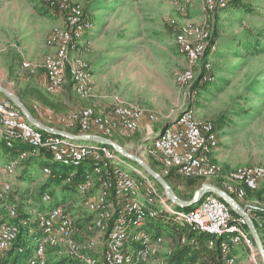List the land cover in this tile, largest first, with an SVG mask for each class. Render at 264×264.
I'll use <instances>...</instances> for the list:
<instances>
[{
    "label": "built area",
    "instance_id": "obj_1",
    "mask_svg": "<svg viewBox=\"0 0 264 264\" xmlns=\"http://www.w3.org/2000/svg\"><path fill=\"white\" fill-rule=\"evenodd\" d=\"M173 1L182 13H188L195 4L194 0ZM233 1L202 0V20L187 21L177 27L175 42L186 59V65L175 75L182 87H191L197 80L207 83L215 79L213 64L208 58L209 53L218 49L212 42L211 22L215 12L227 9ZM40 3L59 12L62 20L47 39L54 51L45 55L41 65L47 77V91L59 94L70 82L79 97H91L94 88L91 65L81 51L88 47L84 38L93 28L92 20L77 0H40ZM23 66L36 71L29 62ZM35 108L48 121L57 117L65 128L78 127L80 132L108 137L121 129L133 134L145 118L150 123L162 119L155 111L120 99L112 104L110 111L103 112L92 106L65 113H57L50 106L36 105ZM177 116L175 124L141 143L138 152L154 161L165 177L174 172L187 178L218 180L246 208L261 235L264 197L251 200L250 193L264 189V164L226 168L215 158L220 141L214 123L200 119L192 106ZM0 129L1 140L7 147L13 148L16 142L28 145L0 167L4 175L15 176L25 161L49 153L52 163L74 168L63 180L72 183L77 168L87 161L91 163V168L75 182V189L92 216L90 219L73 213L72 206L79 204L74 199L66 203L71 208L69 211L65 203L53 202L52 195L46 191L41 200L44 207H31L28 217L21 220L25 225L36 222L39 232L31 264H48L49 249H55L58 255L77 257L81 264H165L173 248L163 250L165 236L148 227L149 222L163 215L209 234L210 246L220 239L225 264H239V257L244 256L246 264H262L246 220L214 194L202 198L192 209H179L145 171L111 147L44 134L5 97L0 99ZM43 171L47 177L53 174L50 166H45ZM12 193V181L0 177V202L5 206L0 211V256L14 245L20 233V225L15 222L18 207L10 202ZM49 203L54 204L46 206ZM34 231L30 229L31 233ZM182 242H186L185 236Z\"/></svg>",
    "mask_w": 264,
    "mask_h": 264
},
{
    "label": "rangeland",
    "instance_id": "obj_2",
    "mask_svg": "<svg viewBox=\"0 0 264 264\" xmlns=\"http://www.w3.org/2000/svg\"><path fill=\"white\" fill-rule=\"evenodd\" d=\"M77 1L86 9L88 7L87 16L96 10L105 11L112 53H107L108 58L104 60L115 64L119 61L117 57H126L122 66L114 70V75L119 78L114 77L112 84L128 103L157 112L162 117L161 121H169L190 106L202 120L214 123L223 115L224 124L216 129L222 153L221 164L226 168L264 164V0H241L251 7L249 12L236 13L231 9L215 12L211 22L212 42L218 45V49L209 53L208 58L212 61L215 74H218L205 87H194L195 84L182 87L175 79L176 72L186 65V59L179 53L175 42L177 27L191 18L202 20L200 15L197 19L196 12L199 7L201 12L202 0H194L195 10L188 13L180 12L173 0ZM26 4L35 13L30 15L28 10L25 11ZM41 6L40 0H0V84L18 94L20 91L13 85L16 82L6 79L5 65L10 58L13 62L19 53L15 49H20L21 33L27 30L23 29L24 25L35 16L51 18L50 9L42 6L45 8L43 10ZM11 54L12 57L7 58ZM24 62L27 61L20 60L22 67ZM219 72L222 78H219ZM3 98L0 94V99ZM40 119L50 124L46 118ZM54 126L65 128L63 125ZM127 136L131 137L132 134ZM124 146L138 152L139 145L135 149ZM0 149L4 152L3 147ZM38 158L30 160L25 168L17 171L22 175L12 176L9 180L16 184L21 177H27L30 182L33 179H48L43 168L50 166L53 169L52 161L47 156L49 164L46 165ZM144 158L149 161L148 157ZM205 181L220 184L218 180L187 178L174 172L170 184L181 197L190 199ZM65 185L63 181L54 187L56 196L48 191L53 202L66 204L74 199L79 203L77 213L90 219L92 216L85 209L84 199L76 189ZM218 186L222 187L221 184ZM64 192L67 196H64ZM17 193L11 194L10 202L17 204L19 216L24 210L21 196ZM4 208L2 206L1 209ZM169 231L168 225L163 226V232ZM261 235L264 240V230ZM173 247L172 239L166 236L163 250L167 252Z\"/></svg>",
    "mask_w": 264,
    "mask_h": 264
},
{
    "label": "crops",
    "instance_id": "obj_3",
    "mask_svg": "<svg viewBox=\"0 0 264 264\" xmlns=\"http://www.w3.org/2000/svg\"><path fill=\"white\" fill-rule=\"evenodd\" d=\"M27 10L30 15L35 13L33 9H29V4H26L25 11ZM43 10H45V8H43ZM192 10L194 11L195 9ZM49 12L50 15H52L50 19H47V17L45 16H35L33 20H29V23L24 25L23 29L27 28V30L22 31L21 33L22 36L20 38V49H15L16 52L19 53L14 58L13 62H11L10 58L12 57V54L10 56H7V58H10L9 63L5 65V74L7 81L10 80L13 81V83L16 82V85L12 83L14 87L16 86L15 89H17V91H20L21 94H23L27 99H29L30 104L33 105V107H35L36 105L50 106L41 101V98H39L43 93L45 96L51 99V102L54 105V109L57 111V113H65L69 110L81 109L87 106H92L97 111L101 112L110 111L112 104L116 102L117 99L127 102V100L124 99L123 96L117 93L115 86L112 84L113 82H115L114 77H116L117 79L119 78L118 75H114V70L119 69V67L122 66L123 59H125L126 57H117L119 61L115 62L116 65L111 64V62L110 64L106 63L104 60L105 58H108L107 53H112V51L110 50L108 38L109 23L107 19H105V11L103 10L93 11L92 14L88 16L93 22V28L85 35L84 38L85 46L88 42L87 49L83 48L81 51L82 55L89 61L91 65L94 85L92 96L86 99L79 97L75 93L72 83L70 82L66 84L64 90L59 94H51L47 91V77L45 70L41 67V65L45 55L54 51V48L50 47L47 44V39L49 38L52 32L51 28L58 24H61L62 22L61 14L59 12L53 9H50ZM196 12L197 19L199 15L202 18L200 7ZM188 21L199 22V20L193 18L189 19ZM15 50L12 52H15ZM23 59L31 63V65L35 67L36 71H32L30 68L22 67L20 60ZM213 74L215 75V78H217L216 76L218 73L215 74L214 69ZM220 74L221 73L219 72L218 76L219 78H222V75ZM49 123L58 124V118H53L49 121ZM166 123L167 121L150 123L148 119L145 118L142 121L140 128L136 132H134L131 137H128V133L123 129L117 131L114 136H116V140L121 144L126 145L128 147H133V149H135L137 145L149 141L150 136H155L160 131L162 126H164ZM0 147H2L1 129ZM2 152L0 149V167L12 156L17 154L18 150L5 151L3 153ZM215 158L221 163L222 153L220 151V148H218L215 152ZM33 159L34 158H30L25 161L24 165L21 168H25V164L29 163L30 160ZM38 160H41L43 162L46 161V154L40 156ZM16 175L19 176L21 175V173L18 174L17 172ZM0 177L4 179L12 178V176L4 175L2 174V172H0ZM26 178H20L16 184H14L15 181H12V183L14 184L13 193L18 191L19 193H17L16 195H19L20 193L22 195V210H24L25 213L29 214V210L31 207L44 206L42 202L38 204V202L34 200L31 194H33L38 185L44 183L45 180L33 179L32 182H30V180H26ZM218 183L220 182L218 181ZM66 194L67 193L64 192V196H67ZM263 197L264 189L255 193H250L251 200L262 199ZM53 204L54 203H49L46 204V206H52ZM2 206L3 204L0 202L1 212ZM76 206L77 203L72 206V211L76 216L79 217V215L77 214V209L73 208ZM246 262L247 261L246 259H244V257H239V264H246Z\"/></svg>",
    "mask_w": 264,
    "mask_h": 264
},
{
    "label": "trees",
    "instance_id": "obj_4",
    "mask_svg": "<svg viewBox=\"0 0 264 264\" xmlns=\"http://www.w3.org/2000/svg\"><path fill=\"white\" fill-rule=\"evenodd\" d=\"M229 9L235 11L236 13H240L242 11L249 12L251 10V7L247 5V3H244L241 0H234L233 2L230 3L227 9H224L222 11H226ZM84 11H85V14L88 15L87 14L88 7L86 9L85 5H84ZM194 84H195L194 87H198L200 85L205 87L207 83H199V81L197 80ZM19 95L21 99L25 102V104L29 107V109L34 113V115L36 117L41 118L42 116H40L36 108L30 104L27 98L21 93H19ZM39 98H41V101L50 105V107L54 108V105L52 104L50 99L46 97L43 93ZM222 116L223 115L218 117L216 121L214 122L215 129H217L219 125L224 124L222 123V120L224 118ZM51 125H56V124L52 123ZM57 125H61V124L58 123ZM67 129L73 132H80V129L78 127L67 128ZM44 134H47V133L44 132ZM111 137L115 140L117 139L116 136L114 135ZM2 147L4 149V152L11 151V150L16 151V150H20L21 148L22 149L27 148V144L22 143V142H16V145L13 148H9L2 141ZM47 155L48 157H50L49 153H47ZM149 161L155 169L159 170L158 165L154 161L150 159ZM44 162H45L44 164L46 165L49 164L47 160ZM52 166H53V169H52L53 174L50 175L48 179L44 181V183L38 185L35 192L31 194L34 200L38 202V204L42 202L41 197L43 196V192L50 191L52 195L56 196L54 187L62 184L63 180L66 178L68 173L74 169L73 167L59 165L56 163H52ZM90 168H91V163L89 161L79 166L77 168L78 173H77L76 178L74 179L72 183H65L66 184L65 187L67 188L71 187V189H75V182L82 176V174H84L86 170ZM171 176L172 175L166 176L169 182L171 180ZM21 178L25 179V177H21ZM19 195L22 196L21 193ZM195 206L196 205L190 208H186V209H192ZM39 207L43 208L44 206H39ZM176 207L179 209H184L178 206ZM27 217H28L27 213L21 212L19 216L15 219V222L20 225V233L14 245L11 248L7 249L0 256V264H31L30 258L34 254L35 237L38 236L39 232L37 229L36 222L30 221L26 225L21 223V220ZM165 225L169 226L170 228L169 232H163V226ZM148 227L153 228L156 234H163L165 237L166 236L170 237L174 243L173 251L165 264H197V263L198 264H225L223 253L220 247V243H221L220 239L216 241L215 245L210 246L208 242L211 236L209 234L203 233V232H197L191 229L188 225H180L179 223L175 222L173 219H170V217L166 215H163L162 217H159L158 219L153 220L152 222H149ZM30 229H33L35 231L31 233ZM183 236L186 237V242L184 243L182 242ZM263 243H264V240H263ZM47 252H48V264H81V261L79 258L66 256V255H58L55 252V249H49Z\"/></svg>",
    "mask_w": 264,
    "mask_h": 264
},
{
    "label": "water",
    "instance_id": "obj_5",
    "mask_svg": "<svg viewBox=\"0 0 264 264\" xmlns=\"http://www.w3.org/2000/svg\"><path fill=\"white\" fill-rule=\"evenodd\" d=\"M0 94L9 99L22 113L26 120L37 129L46 132L49 135L60 136L76 142L83 143H96L111 147L117 154L121 155L128 161H131L138 165L143 171H145L163 190L165 196L175 206L181 208H190L196 205L202 198L209 194H214L224 202H226L233 210V212L246 220L249 231L255 241L258 248L259 255L264 264V243L261 235L256 227V224L246 208L230 193L224 190L222 187L211 183L203 182L201 186L194 192L190 199L181 197L171 186L170 182L160 171L155 169L151 163L145 159L140 153L129 150L123 144L99 133H87V132H73L67 128H60L54 125L46 123L44 120L36 117L34 113L29 109L25 102L21 99L20 95L10 89L9 87L0 84ZM178 116L168 121L158 133H162L166 128L175 124L178 120Z\"/></svg>",
    "mask_w": 264,
    "mask_h": 264
}]
</instances>
